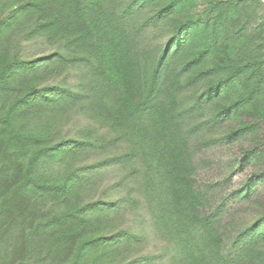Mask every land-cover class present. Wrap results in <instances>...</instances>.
<instances>
[{"label": "trees", "instance_id": "trees-1", "mask_svg": "<svg viewBox=\"0 0 264 264\" xmlns=\"http://www.w3.org/2000/svg\"><path fill=\"white\" fill-rule=\"evenodd\" d=\"M249 1L206 0L195 13L197 0H0V264H152L121 261V244L140 235L103 234L137 195L83 201L86 172L109 165H133L126 175L170 264H264V208L241 227L222 221L228 204L198 182L191 151L192 135L232 115L250 120L225 140L264 122V36L249 29L260 3ZM36 40L55 46L30 57ZM72 109L91 124L58 138ZM81 146L97 149L96 166L74 167ZM260 182L264 168L235 197Z\"/></svg>", "mask_w": 264, "mask_h": 264}, {"label": "rangeland", "instance_id": "rangeland-1", "mask_svg": "<svg viewBox=\"0 0 264 264\" xmlns=\"http://www.w3.org/2000/svg\"><path fill=\"white\" fill-rule=\"evenodd\" d=\"M242 1L247 2L246 5L254 4L249 0ZM204 2L206 0H197V6L194 8L195 13L204 11L206 8ZM259 3L254 10L256 17L250 18L249 29L255 27L258 31H262L264 36V2L259 0ZM159 30L160 27L158 28L157 26L152 31L149 30L143 34L142 45L153 42L155 33ZM26 46L30 57H38L52 51L55 45L46 42L41 43L36 40L26 43ZM213 78L211 77V79ZM56 79L57 77L54 78V75H52L46 81L54 83ZM74 79L75 75L71 74L70 80L74 81ZM239 120H250V118H247V116H239L238 118L236 115H232L210 130H206L203 127L191 136L194 146L190 145V147L192 146L191 151L195 165L194 172L198 182L212 185V195L215 199L224 198L226 200L229 208L225 210V216L222 221H229L231 225L237 227L250 223L264 208V182L258 183L248 197L236 198L234 195L236 189L246 181L251 173L259 172L264 168V142H256L258 138L264 135V122L260 123L259 128L253 133L241 135L236 139L225 140L223 138L225 132L239 125ZM87 123L91 124V121L82 118L72 109L60 121L57 137L62 138V134H66L67 138L76 137L84 131L82 127L87 125ZM205 135H207L206 139ZM200 142L201 144H198ZM249 149L255 150L246 154L245 157L244 152ZM78 151L74 167L96 166L101 159L95 147L91 149L90 147L81 146ZM51 166L56 167L55 165ZM44 167L49 166L44 165ZM132 167L133 165H129V169L126 170L123 167L109 165L98 169L92 175H90L92 172L87 171L86 174L89 177L81 180L79 186L83 201L94 205L98 199L105 200L110 198L114 200L132 191L137 195V203L129 204L123 209L113 210V214L107 219V223L103 228V234L109 235L110 233L121 231L126 235L132 231L144 238V241L140 239L138 241L133 240L127 246L121 244L122 262H130L144 255L156 258L152 264H170L171 254L164 253V249L159 250L166 243L155 233L152 221L148 215L147 203L141 195L139 185L133 182L135 175H126L127 171L129 173ZM236 167H239V169ZM69 169L70 167L64 171ZM234 169L236 170L234 171ZM231 172L233 174H230ZM124 176L127 179L121 185L114 187L116 192L108 191L109 186L115 185L116 181ZM261 246L264 247V241L261 242Z\"/></svg>", "mask_w": 264, "mask_h": 264}, {"label": "built area", "instance_id": "built-area-1", "mask_svg": "<svg viewBox=\"0 0 264 264\" xmlns=\"http://www.w3.org/2000/svg\"><path fill=\"white\" fill-rule=\"evenodd\" d=\"M264 2V0H262Z\"/></svg>", "mask_w": 264, "mask_h": 264}]
</instances>
